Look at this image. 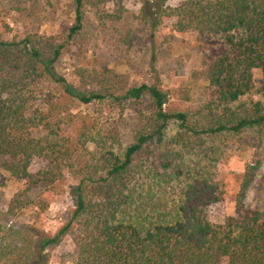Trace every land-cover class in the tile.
Instances as JSON below:
<instances>
[{
  "label": "trees",
  "instance_id": "obj_1",
  "mask_svg": "<svg viewBox=\"0 0 264 264\" xmlns=\"http://www.w3.org/2000/svg\"><path fill=\"white\" fill-rule=\"evenodd\" d=\"M124 1L72 0L75 18L67 38H75L82 30L87 7L112 3L108 16L118 22L125 11ZM165 2L152 0L142 9L153 30L164 20L173 21L179 32L219 38L226 46L225 53L203 66L214 97L207 105L208 113L166 111L168 94L154 85L133 86L115 97H148L153 108L151 130L138 132L119 156L109 153L98 180L86 173L70 188L74 209L55 234L29 224L0 223V264H48L49 250L72 231L73 264H222L223 260L226 264H264V211L241 212L221 225H212L206 210L219 194L204 171L186 172L174 163L179 155L173 151L184 135L237 134L264 126L259 102L241 112L232 108L255 89L257 78L261 77L264 88V0H187L176 7ZM63 48L64 43L34 35L19 41L0 37V172L25 183L9 204L13 216L31 204L42 211L47 207L48 202L34 203L44 193L35 194L37 177L46 175L45 171L31 172L34 162L58 164L69 159L68 149L62 151L56 141L36 139L31 133L28 112L41 80L61 85L82 104L107 96L101 91L74 93L55 71ZM170 122L177 125L178 133L166 147L163 138ZM160 144L163 153L149 155L139 164L144 152L149 154L150 147Z\"/></svg>",
  "mask_w": 264,
  "mask_h": 264
},
{
  "label": "rangeland",
  "instance_id": "obj_2",
  "mask_svg": "<svg viewBox=\"0 0 264 264\" xmlns=\"http://www.w3.org/2000/svg\"><path fill=\"white\" fill-rule=\"evenodd\" d=\"M151 1H124L125 11L118 22L108 16L112 3L97 9L87 7L82 30L69 40L75 18L72 0H0L3 40L19 41L34 35L64 43L56 73L66 79L75 94L107 93L102 101L82 104L67 95L61 85L41 80L28 112L33 123L31 133L36 139L56 141L62 151L68 149L69 159L58 164L37 160L30 168L32 173L46 172L37 177L40 182L35 194L44 193L34 201L48 202L43 211L31 204L13 216L9 204L25 183L1 171L0 223L29 224L53 235L68 222L74 209L70 188L86 178V173L98 180L104 175L109 153L119 156L138 132L151 130L153 108L148 97L115 100L129 88L146 84L165 90L168 99L164 109L171 113H208L207 105L214 97L203 66L226 52L224 42L202 38L194 31L179 32L173 21L164 20L153 30L142 10ZM185 1L166 0L165 5L176 7ZM255 81V89L232 105L234 110L241 112L256 102L264 108L261 77ZM177 133V125L168 123L163 138L166 147ZM173 151L179 155L174 163H180L186 172L204 171L219 194L218 201L206 210L212 225H221L241 212L264 211V126L245 128L237 134L184 135ZM159 153H163L161 144L150 147L139 164ZM74 236L72 231L49 250L48 264H73Z\"/></svg>",
  "mask_w": 264,
  "mask_h": 264
}]
</instances>
